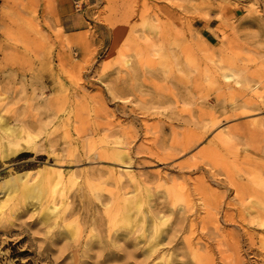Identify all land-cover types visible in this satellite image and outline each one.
Returning a JSON list of instances; mask_svg holds the SVG:
<instances>
[{"label":"rangeland","instance_id":"obj_1","mask_svg":"<svg viewBox=\"0 0 264 264\" xmlns=\"http://www.w3.org/2000/svg\"><path fill=\"white\" fill-rule=\"evenodd\" d=\"M0 116L38 142L0 159V264H264V0H0Z\"/></svg>","mask_w":264,"mask_h":264},{"label":"bare ground","instance_id":"obj_2","mask_svg":"<svg viewBox=\"0 0 264 264\" xmlns=\"http://www.w3.org/2000/svg\"><path fill=\"white\" fill-rule=\"evenodd\" d=\"M133 9H131L132 11ZM171 31V29H170ZM173 31V30H172ZM178 31V30H176ZM165 33V32H164ZM163 33V34H164ZM177 35V32H174ZM179 33V32H178ZM165 35V34H164ZM175 36V35H174ZM169 38V37H168ZM166 36L165 40H169ZM153 45V43H152ZM158 45V44H157ZM155 46V44L153 45ZM157 48V47H155ZM153 49V48H152ZM169 49V48H168ZM155 51V49H153ZM160 50V49H158ZM161 52V51H160ZM157 54V53H156ZM160 54V53H159ZM168 55H170V52L168 51ZM160 56V55H158ZM164 56V55H163ZM167 62V59H165ZM162 61V59H161ZM165 62V63H166ZM164 63V62H163ZM232 76L230 75H226L225 79H230ZM212 82V81H211ZM214 82V81H213ZM212 82V84H213ZM238 82V80H237ZM210 84V82H209ZM215 84V82H214ZM9 122L7 120H5L3 117L0 116V159H2L3 161L6 160H10L11 158H16L17 156H19L22 153L25 152H34L37 150V146H38V142H37V135L31 133L29 130L25 129V127L23 128H18L11 126L10 124H8ZM218 123V122H216ZM186 145V144H185ZM188 147V146H187ZM184 148V147H183ZM40 151V149H39ZM38 151V152H39ZM103 152V151H102ZM102 152H100L102 154ZM114 153V157H117L120 162H123L125 158H127L129 155L127 153L118 151L116 152V150L113 152ZM105 154V153H104ZM106 158V157H105ZM169 158V157H168ZM8 162V161H7ZM5 163V162H4ZM58 163V162H57ZM56 164V163H55ZM57 167L55 168L54 166H51L53 168H55L56 170V176L53 178L51 184H50V190H51V197L52 200H50V202H48L46 205H44L43 209L41 210L42 212H40L44 219L45 222L46 220H49L50 218L53 217H57L60 213H61V208L65 205V201L64 199H62V201L60 202V204H58L56 202V200L58 199V196L62 197V194L64 193V188L66 187L67 181L64 179V172L62 171V169L60 167H58V164L56 165ZM119 167V166H118ZM111 171V170H110ZM120 171V169L118 170ZM122 172V171H121ZM120 172V173H121ZM112 174V171L110 172ZM118 174V173H117ZM122 174V173H121ZM73 175V174H72ZM124 175V174H123ZM122 175V176H123ZM28 176L27 173H25V175H18L16 177H13L11 179H9L6 182V188L9 190L7 192L12 193L15 192L18 187L20 186V184L23 182L24 179H26V177ZM71 176V175H70ZM118 176V175H117ZM120 177V175H119ZM71 179L73 177H70ZM70 178H69V182L70 183ZM121 178V177H120ZM119 178V179H120ZM76 179V178H75ZM117 178H115L116 180ZM72 181V180H71ZM75 182V181H74ZM119 182V181H118ZM72 183V182H71ZM70 183V184H71ZM77 183V182H75ZM89 183V182H88ZM91 184V182H90ZM90 184H88V186L90 187ZM73 185V184H72ZM5 186V185H4ZM92 187V186H91ZM90 187V188H91ZM5 188V187H4ZM95 188V187H94ZM93 188V189H94ZM92 190V188H91ZM122 190V189H120ZM119 190V191H120ZM8 193V194H9ZM122 192H119V195ZM125 194V193H124ZM64 195V194H63ZM112 195V194H111ZM114 196V195H113ZM118 196V195H117ZM150 196V195H149ZM8 197V196H7ZM44 198V189L43 186H41L40 184L38 186H33L31 188H28L25 191V195H23V197L20 199V201L22 200L24 202V204L26 203L27 200H36V201H40ZM63 198V197H62ZM113 198V197H112ZM118 198V197H117ZM123 198V197H122ZM264 198V197H263ZM121 199V198H120ZM119 200V199H118ZM142 199H138V200H128V196L125 195L124 199L122 200V203L120 204L121 207H114L115 208V213L113 215L112 221L116 224H122L125 223L127 224V226L130 229H138L135 230V232L139 233V236H141L140 238H147V223H148V214L149 217L151 218L150 220H152V225H153V235L151 237V239L148 240V251H154L157 246V238L160 236V234H162V228L163 226L166 225V223H168V221H166L165 219H158L157 217L160 215L158 212V216H154L152 214V210H149V208L146 209L145 207V201H141ZM115 203V200H113ZM117 201V200H116ZM245 201V200H244ZM31 202V201H29ZM189 202H194V201H189ZM32 203V202H31ZM31 203L29 205H31ZM39 203V202H38ZM195 203V202H194ZM251 203V202H250ZM249 202L246 203L247 206H249L248 204H250ZM196 204V203H195ZM203 204V203H202ZM201 204V205H202ZM191 206H193V204H189ZM197 205V204H196ZM195 205V206H196ZM200 205V204H199ZM197 205V206H199ZM257 205H262L264 207V199L261 200H256L253 202L252 206H257ZM33 206V205H31ZM190 206L191 209H193ZM194 206V207H195ZM205 206V205H204ZM251 206V207H252ZM189 208V209H190ZM196 208V207H195ZM250 208V207H249ZM203 209V208H202ZM204 210V209H203ZM191 211V210H189ZM156 213V212H155ZM208 214V212H207ZM157 215V214H156ZM43 219V220H44ZM212 219V217L210 218V220ZM215 220V218H213ZM212 219V220H213ZM217 219V218H216ZM55 220V219H54ZM209 220V219H208ZM205 221V220H204ZM48 222V221H47ZM151 223V222H150ZM134 232V231H133ZM134 232V233H135ZM164 232V231H163ZM136 233V234H137ZM194 233V232H193ZM138 235V234H137ZM189 236V234H187ZM197 238V237H195ZM159 239V238H158ZM188 239V238H187ZM186 239V240H187ZM192 239V238H189ZM194 239V238H193ZM200 240V238H199ZM190 241V240H187ZM159 242V241H158ZM192 242V241H191ZM190 243V242H188ZM192 244V243H190ZM159 245V243H158ZM196 245V244H195ZM200 245V244H199ZM145 246L147 247V245L145 244ZM192 247V246H191ZM196 247H198L196 245ZM195 247V248H196ZM194 248V249H195ZM159 249V248H157ZM192 249V248H191ZM193 249V250H194ZM198 249V248H197ZM207 249V248H206ZM196 250V249H195ZM191 251V250H190ZM210 251V250H209ZM157 252V251H156ZM192 252V251H191ZM151 253V252H150ZM149 253V254H150ZM203 253V252H202ZM206 254V253H205ZM152 255V254H150ZM194 255V253H193ZM201 255V254H200ZM209 255H211L209 253ZM165 256V255H164ZM167 256V255H166ZM230 256V255H229ZM169 257V255H168ZM191 257H192V253H191ZM195 257V255L193 256ZM192 257V258H193ZM211 257V256H210ZM163 258V256H162ZM167 258V257H166ZM197 258V257H196ZM205 258V257H204ZM208 258V257H207ZM164 259V258H163ZM194 259V258H193ZM232 259V258H231ZM171 260V259H170ZM196 260V259H194ZM198 260V258H197ZM202 260V258L200 259V261ZM214 260V259H213ZM215 261V260H214ZM226 261V260H225ZM204 262V261H203ZM208 262V261H207ZM197 263V262H196ZM199 263V262H198ZM202 263V262H201ZM211 263V262H210ZM208 264V263H207Z\"/></svg>","mask_w":264,"mask_h":264}]
</instances>
